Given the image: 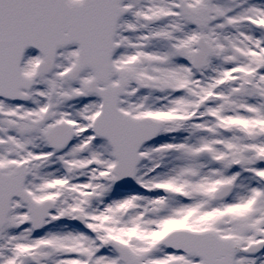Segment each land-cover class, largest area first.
<instances>
[{
    "label": "snow or ice",
    "instance_id": "obj_1",
    "mask_svg": "<svg viewBox=\"0 0 264 264\" xmlns=\"http://www.w3.org/2000/svg\"><path fill=\"white\" fill-rule=\"evenodd\" d=\"M0 264H264V0H0Z\"/></svg>",
    "mask_w": 264,
    "mask_h": 264
}]
</instances>
